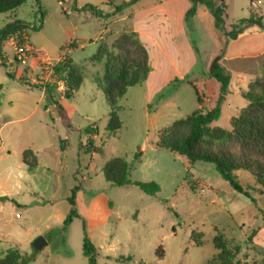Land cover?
Segmentation results:
<instances>
[{"label":"rangeland","instance_id":"rangeland-1","mask_svg":"<svg viewBox=\"0 0 264 264\" xmlns=\"http://www.w3.org/2000/svg\"><path fill=\"white\" fill-rule=\"evenodd\" d=\"M105 1L70 0L69 4L75 3L79 9L66 14L58 0H29L13 11L0 14V27L9 21L28 23L35 28L28 32L35 48L44 47L54 60L61 56L62 47L71 37L87 39L86 47L76 52L75 57L80 60L95 53V45L90 43L98 41L99 35L105 36L108 24L83 8L92 5L99 9ZM223 1L227 7V30L252 12V0ZM253 1L264 17V0ZM201 29L195 31L192 25L189 27V39L199 58L186 81L167 87L162 91L164 97L155 96L149 107L143 87H131L119 102L122 127L117 133L106 131L109 108L93 81L98 74L103 75L102 64L87 62L80 90L65 102L72 127L63 125L55 109L45 101L38 116L26 123L30 128L33 125L32 136L18 139L20 144L42 142L44 148L37 155L36 174H29L20 186L14 187V204L6 202L0 259L2 253L17 249L25 257L24 264H89L83 254L85 222L89 238L99 253L97 264H123L117 261L120 258H130L126 264H211L218 255L213 244L217 234L233 250L240 248L238 259L247 264H264V195L259 194L254 176L248 171L235 172L243 188L255 189L250 191L253 202L234 191L213 165L198 162L190 166L185 157L156 147L157 126L186 118L198 109L196 89L209 92L201 96L203 112L215 106L212 93H218L219 84L191 82L195 76L203 75L202 70L215 53V45L217 49L207 27ZM60 90L57 96L61 95ZM248 91L249 88L243 92V98ZM170 98L173 105L166 112L153 114L161 101ZM243 98L233 102L238 107L248 104ZM228 118L226 113L218 125H230L232 130L234 117L230 124ZM91 125L96 126L93 130H98L96 137L86 132ZM212 126L215 127L214 123ZM186 131L181 128L179 136ZM90 143L102 148L103 153H88ZM203 148L216 150L218 146ZM227 149L239 154L235 146ZM117 157L131 165L130 180L156 182L161 191L150 196L138 187H119L108 182L103 167ZM75 187L80 188L75 205L78 217L64 230L63 222L72 208L68 198ZM40 237L45 238L47 245L38 250L34 242ZM196 239L202 242L201 246L196 245Z\"/></svg>","mask_w":264,"mask_h":264},{"label":"trees","instance_id":"trees-1","mask_svg":"<svg viewBox=\"0 0 264 264\" xmlns=\"http://www.w3.org/2000/svg\"><path fill=\"white\" fill-rule=\"evenodd\" d=\"M27 1L29 0H0V14L13 11ZM137 1L131 0L128 5H132ZM191 2L192 7L187 12L186 18L190 19L196 14L199 3L205 4L215 18L216 28L225 34L228 41L236 40L247 26L251 24L259 26L264 31L261 18L257 17L253 12H251L249 18L241 19L237 23L231 24L229 30H227L225 28L226 6L223 0H218L217 2L213 0H191ZM83 10H89L95 14L98 13L97 8L92 5L85 6ZM29 27L22 21H15L6 25L0 31V42ZM75 47V42L72 41L62 47L61 50L65 52ZM222 55L215 58L210 66V76L220 85L219 96L215 106L207 112H203L199 108L190 116L179 119L159 130V141L156 147L166 148L172 153L185 157L190 166H194L198 162L213 165L220 177L228 182L234 191L251 198L254 202L255 200L252 198L250 191L254 192L255 189L243 188L235 172H250L259 187V194L264 195V75L249 85V91L244 95L248 104L238 117L232 119V130H226L218 126L213 127L212 124L221 117L222 105L225 97L229 94L231 81V75L220 63ZM88 62L103 65V75L100 77L98 74L93 81L103 93L109 108L106 131L109 134L117 133L122 127L119 117V102L125 97L128 88L145 83L152 70L148 51L140 41L137 33L123 32L117 36L114 42L109 43L107 40H101L97 53ZM87 64H75L72 56L67 53L64 59L59 61L54 67L53 82L44 86L49 102L67 127L72 126L65 114V108L57 96L58 84L64 85L61 95L65 100L74 98L83 84L85 69L88 68ZM0 66L6 67L2 61L1 49ZM8 76L12 78L10 73H8ZM181 82L183 80L175 79L169 87ZM35 85L43 88L37 83ZM196 95L197 102L201 105V95L197 89ZM156 97L157 99H162L164 92L157 94ZM181 128H185L187 131L180 137L179 130ZM86 131L90 135L97 132L93 130V126H89ZM205 145L208 147L218 146V148L216 150L203 148ZM228 146L237 147L239 154L227 149ZM87 152L91 155L102 154L103 149L90 143ZM137 157L141 158L140 152L137 153ZM22 161L30 170H33L37 165V158L31 151L23 153ZM131 168V165L125 159L117 157L109 160L104 165L103 174L105 179L115 186L138 187L150 196H156L161 191L160 186L156 182L130 180ZM79 190V187H75L68 198L72 208L63 222L64 230L68 228L74 218L78 217L75 205ZM195 242L197 246L202 245L200 240L196 239ZM213 244L218 250V255L211 264H247L237 258L240 248L236 247L234 250L230 248L221 234H217L213 238ZM83 254L88 259L89 264H97L99 253L89 238L85 222L83 223ZM129 260L130 258H120L117 261L126 264L125 262ZM25 261V257L19 250L11 249L0 259V264H24Z\"/></svg>","mask_w":264,"mask_h":264},{"label":"crops","instance_id":"crops-1","mask_svg":"<svg viewBox=\"0 0 264 264\" xmlns=\"http://www.w3.org/2000/svg\"><path fill=\"white\" fill-rule=\"evenodd\" d=\"M69 1L67 0L68 3ZM130 1L112 0L111 3H107L106 0L101 8H97V14L88 11L96 17L104 18V23L108 24L104 31L105 36L99 35L98 41L95 39L90 43L95 45V53H91L92 55L83 57L80 60L76 59V52L86 47L84 42L87 39L78 36L70 38L66 45L74 41L76 47L67 51L72 56L75 64L87 63L97 53L101 40H107L111 43L123 32L137 33L140 41L148 51L152 68L146 82L140 85L144 89V98L149 107L155 96L169 87L175 79L186 81L189 74L195 69L199 54H196L195 46L189 39V27L192 25L194 30L197 31L198 29L202 30L201 28L205 26L217 42V49L215 45V53L208 60L207 67L202 70L203 75L195 76L194 81L191 82L194 84L197 81L204 83L215 81L210 76V66L215 58L223 54L220 63L231 75V81L229 94L225 97L222 105L221 117L214 125L221 127L218 123L226 113L229 116L228 124H230L231 118L235 117L247 105V103H242L238 107V104L234 103L233 100L243 98L242 94L248 90L249 85L264 74V31L259 26L251 24L236 40L228 41L225 34L216 28L215 18L205 4L199 3L196 14L187 19L186 14L192 7L191 0H138L134 4L128 5ZM70 6L73 11L79 9V6H76L75 3H70ZM118 7L120 9L117 10ZM257 7V4L255 8L252 7V12L261 18L264 25V17L257 10ZM13 22L15 21H9L2 25L0 31ZM28 29L30 31L33 28L29 27ZM29 41L34 47L36 46L31 41L30 36ZM223 48L224 50H222ZM0 49L2 61L6 65V67L0 66V234H2L3 226L6 223L3 211L6 202L10 201L13 204L15 202L14 187L20 186L21 180L29 174L35 175L38 169L36 165L33 170H30L22 161V155L26 151H31L37 158V155L44 148L42 142L20 144L18 139L23 135L25 137L32 136L31 129L33 125L30 128L26 123L38 116L41 106L45 104V101L49 102V99L45 89L35 85V77L38 74L36 60L29 58L24 63L15 61L14 48L9 39L0 42ZM39 49H44V47H39ZM8 73L12 75V78L8 76ZM197 91L201 96L202 94H209L207 91L206 93L200 90ZM100 94H102L101 91ZM218 96L219 91L218 93H212L213 102L217 100ZM58 97L65 108L67 100L62 95ZM172 105L171 98L165 99L159 103L153 114L166 112ZM201 107L202 105L198 104V109ZM65 114L68 117L66 109ZM172 123L163 124L161 127L157 126L156 130L159 131ZM24 128L25 130H23ZM221 128L229 130L231 126ZM96 136L97 134L94 135V137ZM16 204L18 205V203ZM5 253H2L3 256Z\"/></svg>","mask_w":264,"mask_h":264},{"label":"built area","instance_id":"built-area-1","mask_svg":"<svg viewBox=\"0 0 264 264\" xmlns=\"http://www.w3.org/2000/svg\"><path fill=\"white\" fill-rule=\"evenodd\" d=\"M252 7H256V3L252 0ZM58 5L62 6L63 11L66 14H72L73 8L67 2V0H58ZM29 29L26 28L21 32H17L12 35L9 40L14 48L15 61L24 63L27 59L32 58L36 60V68L38 70L37 82L44 89V86L51 84L53 82V73L55 65L64 59L68 51L62 52L58 60H53L44 49L35 48L29 41L28 36ZM60 91L64 90L63 84H58Z\"/></svg>","mask_w":264,"mask_h":264},{"label":"water","instance_id":"water-1","mask_svg":"<svg viewBox=\"0 0 264 264\" xmlns=\"http://www.w3.org/2000/svg\"><path fill=\"white\" fill-rule=\"evenodd\" d=\"M45 245L47 242L44 237H40L34 242V247L38 250H41Z\"/></svg>","mask_w":264,"mask_h":264}]
</instances>
